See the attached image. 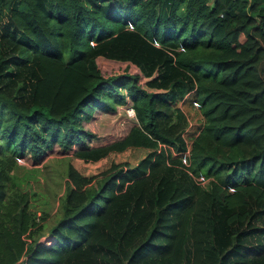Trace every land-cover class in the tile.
Returning a JSON list of instances; mask_svg holds the SVG:
<instances>
[{"label":"trees","instance_id":"16d2710c","mask_svg":"<svg viewBox=\"0 0 264 264\" xmlns=\"http://www.w3.org/2000/svg\"><path fill=\"white\" fill-rule=\"evenodd\" d=\"M0 25V264H264V0H0ZM180 96L202 116L188 163ZM118 104L137 120L91 143L82 123ZM54 145L146 151L88 175L68 163L43 242L10 171Z\"/></svg>","mask_w":264,"mask_h":264},{"label":"rangeland","instance_id":"374dc122","mask_svg":"<svg viewBox=\"0 0 264 264\" xmlns=\"http://www.w3.org/2000/svg\"><path fill=\"white\" fill-rule=\"evenodd\" d=\"M1 31V25H0ZM112 61L106 59L99 61L100 65L109 64ZM32 63L20 66L18 70L11 69V75L6 78V84L11 85L12 91L20 87L24 81H27L31 73ZM120 64H110L106 67L107 71L121 69ZM134 70V68H131ZM126 104H118L115 111H96L94 116L88 121L83 122L86 129L94 133L91 143H107L122 136L129 126L137 120L136 113L129 115L126 112ZM176 111H181L185 126L191 122L188 132L184 133L186 137L185 147L190 145V140L194 135L195 129L201 126L202 116L196 112V105L192 101L183 100V96L172 106ZM146 149L141 147H129L119 152H109L106 157L90 162L83 161L73 157L70 151H64L59 145H54L41 158L38 163H33L30 156H19L17 164L11 169L12 178L9 184L27 191L29 195V204L38 215H43V234L39 240L48 242L46 230L57 217L58 206L67 187V178L65 174L66 165L71 163L80 173L94 174L104 169L110 161H125L128 164H134ZM176 153L175 149H172ZM184 264H191L189 255L185 258Z\"/></svg>","mask_w":264,"mask_h":264},{"label":"built area","instance_id":"2783aa9c","mask_svg":"<svg viewBox=\"0 0 264 264\" xmlns=\"http://www.w3.org/2000/svg\"><path fill=\"white\" fill-rule=\"evenodd\" d=\"M193 104H197L196 100H193ZM126 112L129 114V115H133L134 114V111L132 109L131 106H127L126 107ZM190 124L191 122L188 123L187 126L184 127V129L181 131V135L184 136V133L187 131L188 132V129L190 127ZM199 127L195 129V132L194 134L198 131ZM184 139V142L186 141V137L183 138ZM191 142V140H190ZM189 148H190V145L186 148L185 150L180 153V159L181 161H183L184 163H188V154H189ZM172 149V148H171ZM195 181L202 184V185H205L207 183V180H208V177L205 176L204 174H196L193 176ZM229 189H231V187H229Z\"/></svg>","mask_w":264,"mask_h":264}]
</instances>
